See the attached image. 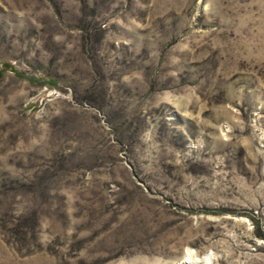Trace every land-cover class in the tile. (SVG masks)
<instances>
[{
    "label": "rangeland",
    "instance_id": "obj_1",
    "mask_svg": "<svg viewBox=\"0 0 264 264\" xmlns=\"http://www.w3.org/2000/svg\"><path fill=\"white\" fill-rule=\"evenodd\" d=\"M187 250L264 264V0H0V264Z\"/></svg>",
    "mask_w": 264,
    "mask_h": 264
},
{
    "label": "bare ground",
    "instance_id": "obj_2",
    "mask_svg": "<svg viewBox=\"0 0 264 264\" xmlns=\"http://www.w3.org/2000/svg\"><path fill=\"white\" fill-rule=\"evenodd\" d=\"M202 260L203 258H198L196 255H193L191 251L187 250L186 257L180 264H197L203 262Z\"/></svg>",
    "mask_w": 264,
    "mask_h": 264
}]
</instances>
